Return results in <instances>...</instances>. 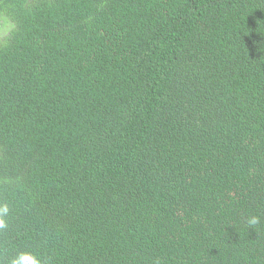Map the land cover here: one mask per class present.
<instances>
[{
	"label": "trees",
	"instance_id": "obj_1",
	"mask_svg": "<svg viewBox=\"0 0 264 264\" xmlns=\"http://www.w3.org/2000/svg\"><path fill=\"white\" fill-rule=\"evenodd\" d=\"M4 208L0 264H264V0H1Z\"/></svg>",
	"mask_w": 264,
	"mask_h": 264
},
{
	"label": "clouds",
	"instance_id": "obj_2",
	"mask_svg": "<svg viewBox=\"0 0 264 264\" xmlns=\"http://www.w3.org/2000/svg\"><path fill=\"white\" fill-rule=\"evenodd\" d=\"M0 213L6 214L7 208L0 209ZM250 223H256V219L253 218ZM5 227L3 219H0V229ZM11 264H47V261L43 260L39 256L34 254H18L11 260Z\"/></svg>",
	"mask_w": 264,
	"mask_h": 264
},
{
	"label": "water",
	"instance_id": "obj_3",
	"mask_svg": "<svg viewBox=\"0 0 264 264\" xmlns=\"http://www.w3.org/2000/svg\"><path fill=\"white\" fill-rule=\"evenodd\" d=\"M0 2H1V0H0Z\"/></svg>",
	"mask_w": 264,
	"mask_h": 264
}]
</instances>
